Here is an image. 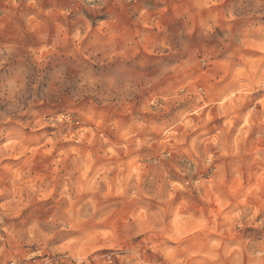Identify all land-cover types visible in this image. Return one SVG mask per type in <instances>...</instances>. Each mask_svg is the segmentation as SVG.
Segmentation results:
<instances>
[{"label":"clouds","instance_id":"obj_1","mask_svg":"<svg viewBox=\"0 0 264 264\" xmlns=\"http://www.w3.org/2000/svg\"><path fill=\"white\" fill-rule=\"evenodd\" d=\"M0 264H264V0H0Z\"/></svg>","mask_w":264,"mask_h":264}]
</instances>
